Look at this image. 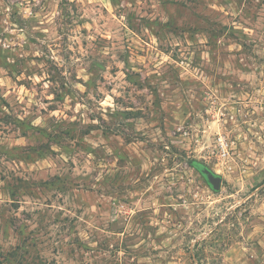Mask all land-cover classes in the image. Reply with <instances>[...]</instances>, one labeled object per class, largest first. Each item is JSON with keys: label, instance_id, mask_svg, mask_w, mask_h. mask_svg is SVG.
Segmentation results:
<instances>
[{"label": "rangeland", "instance_id": "rangeland-1", "mask_svg": "<svg viewBox=\"0 0 264 264\" xmlns=\"http://www.w3.org/2000/svg\"><path fill=\"white\" fill-rule=\"evenodd\" d=\"M0 264H264V0H0Z\"/></svg>", "mask_w": 264, "mask_h": 264}, {"label": "water", "instance_id": "water-1", "mask_svg": "<svg viewBox=\"0 0 264 264\" xmlns=\"http://www.w3.org/2000/svg\"><path fill=\"white\" fill-rule=\"evenodd\" d=\"M197 169L201 172V174H203L213 191L219 192L221 190L222 177L219 174L213 172L210 168L201 166L199 164H197Z\"/></svg>", "mask_w": 264, "mask_h": 264}, {"label": "trees", "instance_id": "trees-1", "mask_svg": "<svg viewBox=\"0 0 264 264\" xmlns=\"http://www.w3.org/2000/svg\"><path fill=\"white\" fill-rule=\"evenodd\" d=\"M197 164L209 168L206 164H203L197 160L192 161V166L201 174V172L197 169ZM203 176V174H201ZM204 177V176H203ZM205 178V177H204ZM206 180V179H205Z\"/></svg>", "mask_w": 264, "mask_h": 264}, {"label": "built area", "instance_id": "built-area-1", "mask_svg": "<svg viewBox=\"0 0 264 264\" xmlns=\"http://www.w3.org/2000/svg\"><path fill=\"white\" fill-rule=\"evenodd\" d=\"M219 141H220V145H221L224 153L227 152L226 151V146H225V143H226L225 140L223 138H220Z\"/></svg>", "mask_w": 264, "mask_h": 264}]
</instances>
